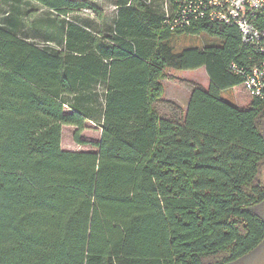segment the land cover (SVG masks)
Listing matches in <instances>:
<instances>
[{
  "label": "trees",
  "instance_id": "obj_1",
  "mask_svg": "<svg viewBox=\"0 0 264 264\" xmlns=\"http://www.w3.org/2000/svg\"><path fill=\"white\" fill-rule=\"evenodd\" d=\"M29 1L53 14L44 45L20 34L38 8L0 0V264H234L257 250L264 100L223 93L244 83L233 65L264 53L235 24L174 26L175 0H115L107 29L72 17L98 13L90 0ZM183 34L219 42L176 51ZM201 67L209 86L183 121L161 116L167 70ZM87 121L98 140L81 137ZM64 125L96 150L63 149Z\"/></svg>",
  "mask_w": 264,
  "mask_h": 264
},
{
  "label": "rangeland",
  "instance_id": "obj_2",
  "mask_svg": "<svg viewBox=\"0 0 264 264\" xmlns=\"http://www.w3.org/2000/svg\"><path fill=\"white\" fill-rule=\"evenodd\" d=\"M97 4L98 13L91 9H84L75 13L72 17L85 20L98 27L107 29L112 26L117 13L115 0H90ZM17 6L21 11L35 8L37 5L29 0H8L7 7ZM53 16L47 10L38 8L35 16L25 23L20 30V34L28 36L29 40L39 45L46 43L45 34L48 32L45 29L43 20ZM58 39V38H57ZM218 39L208 34L200 35H179L172 39V45L176 51H181L187 47L203 48L206 45L218 43ZM50 46H59V41L54 40L48 42ZM165 92L163 99L155 104L158 113L169 119L183 121L186 106L188 105L190 91L195 86L207 88L209 86V78L205 67L190 70H167V78L163 80ZM101 94V88L98 90ZM99 94V95H100ZM223 96L230 102L240 108H247L251 102V95L242 85L235 86L223 93ZM86 129L81 133V137L87 140H98L100 138V127L97 122L87 121ZM76 131L75 126L64 125L62 128V148L66 150L90 151L96 150L91 144H78L74 139ZM258 212L264 217V202L257 207ZM234 264H264V242L254 252L239 259Z\"/></svg>",
  "mask_w": 264,
  "mask_h": 264
},
{
  "label": "built area",
  "instance_id": "obj_3",
  "mask_svg": "<svg viewBox=\"0 0 264 264\" xmlns=\"http://www.w3.org/2000/svg\"><path fill=\"white\" fill-rule=\"evenodd\" d=\"M174 26L189 24L207 16L210 20L235 24L244 43L257 46L264 53V0H175ZM244 76V87L251 96L264 100V59L249 71L237 68Z\"/></svg>",
  "mask_w": 264,
  "mask_h": 264
},
{
  "label": "crops",
  "instance_id": "obj_4",
  "mask_svg": "<svg viewBox=\"0 0 264 264\" xmlns=\"http://www.w3.org/2000/svg\"><path fill=\"white\" fill-rule=\"evenodd\" d=\"M208 78H209V77H208ZM192 90H193V89H192ZM192 90L190 91L189 99H190V96H191ZM188 103H189V100H188ZM187 107H188V105L186 106V109H187ZM185 113H186V111H185ZM185 113H184V115H185Z\"/></svg>",
  "mask_w": 264,
  "mask_h": 264
}]
</instances>
